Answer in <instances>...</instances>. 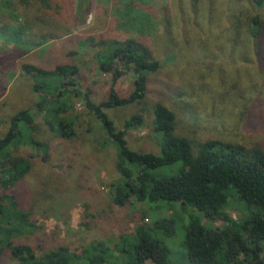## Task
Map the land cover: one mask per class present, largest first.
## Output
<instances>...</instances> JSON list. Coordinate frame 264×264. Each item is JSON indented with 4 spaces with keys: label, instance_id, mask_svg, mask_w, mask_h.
Listing matches in <instances>:
<instances>
[{
    "label": "trees",
    "instance_id": "trees-1",
    "mask_svg": "<svg viewBox=\"0 0 264 264\" xmlns=\"http://www.w3.org/2000/svg\"><path fill=\"white\" fill-rule=\"evenodd\" d=\"M72 4L75 6V0H0V10L10 20L17 21L7 34L23 55L71 32L70 11L83 10L75 9ZM175 4L179 14L176 17L167 5L156 0H113L115 30L121 34L101 39L96 44L103 46L97 53L98 67L112 75L111 84L100 102H96L90 91L82 96L85 106L102 122L106 141L111 140L117 146L120 178L112 185V202L119 206L134 202L157 203L158 206L178 203L186 212L189 206L195 207L197 212H187L186 246L190 264H264V140L239 141L228 135L200 139L196 128L178 130L176 113L162 97L163 90L171 87V80L163 81L160 77L162 64L155 57V44L150 40L163 29L172 44L170 48L175 49L176 35L188 42L192 36L189 33L203 30L207 32L202 31L200 36L204 54H214L204 36H217L214 40L222 44L217 46L223 49L227 44L230 55H239L248 66L257 63L258 70L264 74V0H176ZM7 28L10 30V26ZM106 33L114 32L108 29ZM223 37L222 43L220 38ZM89 39L96 40L95 37ZM172 51L176 56L175 50ZM25 67L29 72L54 77L52 82L35 83V89L44 93L41 104L43 100L49 103L52 98L57 102L63 99L66 62H58L54 70L27 64ZM72 69L75 73L78 67L72 64ZM126 71L134 72V86L129 95L122 96L117 83ZM202 79L205 78L200 79L199 87L194 84L189 87H203ZM235 89L234 85L216 88L214 94L211 93L216 99L214 106L216 103L218 107L228 105L229 99L234 98L232 110L225 109L231 115L234 130L245 133L264 129V98L244 100L243 93ZM149 98L154 100L152 131L159 136V152L137 151L129 145L130 129L145 123L142 113L131 115L124 127L118 128L106 111L112 107L144 104ZM236 105L241 106L235 109ZM59 111L60 108H56L55 115L60 114ZM219 114L218 119L229 117L222 110ZM56 119V125L49 122L52 130H59L63 137H72L74 121L64 117ZM237 125H241L240 128ZM40 129L30 109L19 110L9 121L7 133L0 136V155L6 153V149L11 154L10 145L19 144L15 142L17 138H26L25 144L44 148V158H47L49 143L37 136L27 137L29 131ZM7 164L0 167V188L3 189L13 187L21 178L20 170L31 166L20 156H11ZM167 166H175V172L170 176L157 174L158 169ZM231 201L240 205L246 215L239 219L232 217L226 211ZM204 216L213 224H204ZM26 218L24 212L11 210L0 198V255L9 249L18 264H118L116 259L120 256L105 240L90 242L79 252L68 245H59L39 254L33 244L17 241L25 231ZM175 228L174 217L163 216L152 224H139L135 233L125 236L118 245L124 260L122 264H146L147 261L173 264L167 240Z\"/></svg>",
    "mask_w": 264,
    "mask_h": 264
},
{
    "label": "rangeland",
    "instance_id": "rangeland-1",
    "mask_svg": "<svg viewBox=\"0 0 264 264\" xmlns=\"http://www.w3.org/2000/svg\"><path fill=\"white\" fill-rule=\"evenodd\" d=\"M156 1L167 5L174 17L179 16L176 0ZM73 7L83 10L70 11L71 32L68 35L23 55L7 34L17 21L10 20L0 10V136L7 133L9 121L19 110L30 109L41 129L29 131L28 139L37 136L42 142L49 143L47 158H44V148L25 144L26 138H17L15 142L19 144L10 145L12 155L7 153V149L6 153L0 155V167L7 164L11 156L23 157L31 165L28 170H20L21 178L13 187L0 188L2 202L11 210L24 212L28 220L23 223L25 231L17 241L33 244L42 254L59 245H68L79 252L90 242L105 240L120 256L116 259L118 264H122L124 260L118 245L125 236L134 234L141 223L149 225L163 216L174 217L175 232L167 240L171 260L173 264H190L186 232L188 214L197 212L195 207L189 206L187 214L178 203H160L158 206L157 203L134 202L119 206L112 202V185L120 178L116 165L117 146L111 140L106 141L102 122L85 106L82 94L90 91L96 102L106 96L112 75L99 69L97 53L103 46L100 48L96 44L101 39H112L110 36L119 37L121 33L115 30L117 21L113 18V0H75ZM176 26L178 32L179 24L176 23ZM108 29L114 33L107 34ZM202 31L189 33L192 36L188 42L176 35L175 49L170 48L172 44L168 42L163 29L156 33L154 40L150 38L151 43L155 44V57L162 64L160 77L163 81L171 80V87L163 90L162 97L176 113L178 130L196 128V135L200 139L210 136L224 138L228 135L239 141L264 140L263 128L258 132L245 133L234 130L231 115L225 110H232L234 98L229 99L228 105L218 107L216 103L215 107L216 99L211 97L216 88L234 85L243 93L244 100L264 98V74L258 70L257 63L248 66L239 55H230L227 44L223 45L225 51L217 46L222 45L214 40L217 36H204L214 51L212 56L204 54L200 36L205 31ZM89 37L96 40L92 41ZM220 39H223V43L225 38ZM172 50H175L176 56ZM58 62H66L67 71L62 80V90L66 93L60 102L52 98L49 103L43 100L41 104L44 93L35 89V83L52 82L54 77L37 71L29 72L25 66L54 70ZM72 64L78 67L75 73ZM201 78H205L201 80L203 87H189V84L199 87ZM56 79L61 80L59 76ZM134 79L133 71H126L119 79L117 90L122 96L132 91ZM240 106L236 105L235 109ZM58 107L60 114L55 115ZM219 110L229 117L218 119ZM106 111L115 119L118 128H123L125 120L131 115L142 113L145 123L139 128L130 129L129 145L142 152L160 151L159 136L152 131L153 99L149 98L144 104L107 108ZM58 117L74 121L75 133L72 137H63L59 130H52L49 122L56 125ZM237 126L240 128L241 125ZM156 172L170 176L175 172V166L163 167ZM226 211L237 219L246 215V211L233 201ZM204 224L210 226L213 223L204 216ZM0 264L18 262L7 249L0 255ZM146 264L153 262L147 261Z\"/></svg>",
    "mask_w": 264,
    "mask_h": 264
}]
</instances>
